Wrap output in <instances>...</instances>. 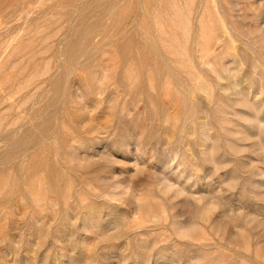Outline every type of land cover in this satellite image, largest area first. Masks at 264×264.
Listing matches in <instances>:
<instances>
[{"label":"rangeland","instance_id":"rangeland-1","mask_svg":"<svg viewBox=\"0 0 264 264\" xmlns=\"http://www.w3.org/2000/svg\"><path fill=\"white\" fill-rule=\"evenodd\" d=\"M0 264H264V0H0Z\"/></svg>","mask_w":264,"mask_h":264}]
</instances>
